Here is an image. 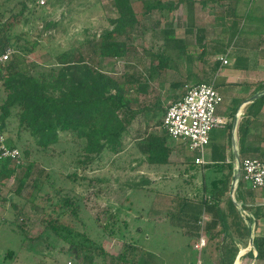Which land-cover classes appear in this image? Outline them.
I'll list each match as a JSON object with an SVG mask.
<instances>
[{
	"label": "trees",
	"instance_id": "obj_1",
	"mask_svg": "<svg viewBox=\"0 0 264 264\" xmlns=\"http://www.w3.org/2000/svg\"><path fill=\"white\" fill-rule=\"evenodd\" d=\"M36 1H22L20 12L7 20L0 15V52L8 48L14 50L11 61L6 65H0V97L2 96L0 98V136L8 129V120L12 117L16 119L18 137L26 133L32 139V144L43 152L56 147L62 142L63 136V143L76 145L78 156L75 163L81 172L85 173L95 163L101 162L103 157L108 156L114 159L124 153L125 138L129 135V128L139 116L152 111L162 114L164 118L168 107L162 103L161 97L156 101L158 104H154L153 107L143 103L141 97L149 95L150 80L154 78L158 67L155 66V61L159 60V67L170 66L171 58L166 55L170 40L169 37L164 39L166 47L162 52L149 53L153 62L149 66L148 79L127 72L120 75L105 72L101 65L102 60L127 59L133 50L127 45V41L132 39L139 28H145L143 22L138 19L131 0H112L117 18L109 21L111 29H105L99 36L93 35L86 43L80 44V49H71L56 57L57 63L47 71L33 74L28 68L27 57L35 52L39 42H31L27 39L26 32H16L15 29L23 20L27 21L25 13L31 12L28 3L35 6ZM177 2L142 0V19H149L155 12L166 11L172 14L183 1ZM190 3L194 2L189 1ZM55 26V22L47 24V28ZM234 29L235 27L231 29L233 36L236 34ZM87 44L91 47V52L85 56L82 49L87 47ZM75 54L77 57H74ZM220 64V61H213L212 76L217 74ZM261 89L264 90V85L260 87ZM263 106L264 96L248 106L247 116L240 124L241 160L256 157L264 161V150L248 144L251 119L259 116ZM163 118L162 125L160 121L152 125L151 131L146 130L143 141L137 145V150L145 157L143 162L149 165H171V155L178 150L176 146L170 145V140L173 139L163 127ZM160 127L162 133L158 135L156 130ZM179 142V146L186 149L187 144ZM21 143L20 138L15 142L11 138L6 139V145L10 148L19 149L18 144ZM30 158L31 152L26 146L21 152L19 162L12 159L0 160V186L11 179L21 167L26 171L33 170L34 163ZM184 163L188 165L186 172L212 171L215 177L208 185L203 186L199 203L183 199L176 211L170 210L166 213L167 219L180 221L173 226L190 240H197L201 234L207 241H214L222 236V241L217 247L222 254L221 264H241V257L237 261L236 259L239 253H244L250 246V227L255 225L257 229L259 222L264 223V206L249 201V198L254 197L253 188L245 191L247 184L240 181L236 201L242 205V210L237 209L228 196L234 166L231 162H227L225 156L214 157L212 163L199 165V167L195 166L198 164L188 157ZM33 173L34 178L28 185L31 191L29 194H32L34 190L42 191L45 184L54 186V183L50 182L51 177L48 176L45 167L35 165ZM45 175L46 180H44ZM71 177H78V175ZM81 177L85 180L83 175ZM145 185H150V181L143 180L134 187L144 189ZM56 195L59 197L56 204L61 209V214L68 213L77 218L79 203L72 191L58 189ZM46 197L48 201L53 200L49 194H46ZM223 203L226 208L221 207ZM12 207L16 211V219L9 224L13 232L20 237L21 243L24 245L28 240L44 241V237L28 238L24 226L17 224L19 219L24 221L22 219L24 208L15 203H12ZM245 212H249L251 216L247 217ZM204 215L211 217L207 223L203 222ZM42 222L47 232L63 242L75 236L72 228L62 224L58 218L50 216L49 219L43 218ZM163 222L164 220L160 221V223ZM124 226L128 227L127 224ZM105 229L108 228L105 227ZM113 229H110V235H114ZM76 236L81 239L75 244L76 250L83 255L85 264H105L108 257L112 264H159L157 255L145 250L138 242L134 244L129 242L123 234L118 237L122 247L117 256H110L101 245L91 240L85 233H79ZM255 250L258 252L256 257ZM15 255L14 251L9 250L3 259L12 260ZM246 256L252 260L255 259L256 262L264 263V237L254 235L253 249L248 251Z\"/></svg>",
	"mask_w": 264,
	"mask_h": 264
},
{
	"label": "rangeland",
	"instance_id": "obj_2",
	"mask_svg": "<svg viewBox=\"0 0 264 264\" xmlns=\"http://www.w3.org/2000/svg\"><path fill=\"white\" fill-rule=\"evenodd\" d=\"M22 1L28 0L0 1V15L4 17V20L20 12ZM40 1L37 0L35 6L28 3L31 12L25 13L27 21L23 20L15 29L16 32H26L27 39L31 42H39L35 52L27 57L28 68L33 74L47 71L57 63L56 57L71 49H78L80 44L86 43L93 35L99 36L105 29H111L109 21L117 18L112 0H49L45 1L44 5ZM131 1L138 19L143 22L145 28H139L132 39L127 41V45L133 48L127 59L102 60L101 65L103 70L111 75L127 72L146 78L145 75L149 76L147 65L150 61L153 62L149 53L165 50V44L161 43L166 37H169L170 41L177 38L178 34L174 25L180 26L184 17L180 14L174 16L175 13L170 14L164 11L155 12L149 19L143 20L142 0ZM174 1L177 2V0ZM40 5L43 8H40ZM50 22H55L56 26L47 28ZM185 23H188V20H185ZM189 34L187 35L193 38V31ZM211 34V41L220 39L219 31H213ZM191 40L194 41V38ZM82 51L87 56L91 52V47L88 45ZM74 57L77 55L75 54ZM144 61L147 62L144 64ZM212 64L209 65L211 66L210 75H212ZM200 68L202 65L197 64L196 71ZM143 69L146 71L142 73ZM152 82V88H157L156 78ZM217 82L220 81L217 80ZM152 92L151 98L141 97L142 102L149 107L158 104L156 102L158 91ZM162 99L165 107H169L171 104L169 97L162 95ZM162 118V114L152 111L139 116L130 126L131 137L126 145L132 137L140 143L144 132L146 130L150 132L152 125L159 121L161 123ZM7 128L2 136L7 140L11 138L13 142L20 138L22 143L18 144V148L21 152L26 146L29 148L30 160L34 166L31 171L19 168L11 179L0 186V264H85L83 255L76 250L75 245L81 241L76 236L79 233L87 234L110 256L119 254L122 242L118 240V237L123 234L129 242L133 244L138 242L145 250L157 255L159 264H221L222 254L217 247L222 241V236L214 241L208 240L207 247L198 252L193 247L196 240L183 236L180 230L173 226L180 221L166 217L168 211H176L183 199L199 203L203 186L208 185L215 177L211 172L203 173V171L193 170L186 172L188 169V165L184 163L186 157L195 161L199 154L190 151L188 147L184 149L179 146L178 140H171V145L178 149L172 157V161L179 164L177 167L166 166L156 172L143 163L145 157L140 152L128 146V150L126 149L127 151L118 157L110 159L105 156L101 162L95 163L82 173L75 163L78 156L76 145L63 143V136L61 143L43 152L32 144V139L26 133L18 137V127L14 117L8 120ZM159 129L161 127L158 131ZM35 165L45 167L48 176L51 177L50 182H53L54 186L45 184L42 191L34 190L32 194H29L31 191L28 185L34 178ZM195 166L199 167V165ZM75 174L78 177H71ZM82 175L85 180L81 179ZM143 180H149L153 184L145 185L144 189L134 187ZM58 189L70 190L76 197L79 203L77 218L68 213L61 214V209L56 204L59 201L56 195ZM250 189H252L251 184H247L245 191ZM46 194H49L53 200H46ZM3 198L5 200H2ZM255 198L263 201L264 190L255 189L254 197L249 198V201L256 202ZM12 203L24 208L22 216L24 221L19 219L17 224L24 226L28 238L44 237V241L28 240L24 245L21 243L20 237L13 232L9 224L16 219V211ZM221 207L226 208L225 203ZM246 213H248L247 217L251 216L249 212ZM50 216L58 218L62 224L71 227L75 236L63 242L47 232L42 219H49ZM207 218V215L202 217L204 223H207ZM162 220L164 222L160 223ZM125 224L128 225L127 228ZM112 228H114V235L109 234ZM254 235L264 237L262 221L258 223ZM249 248L250 246L245 249V253ZM9 250L14 251L16 255L14 259L5 261L3 257ZM241 255L242 253H240L241 264H264L254 262L246 254ZM105 264H112L110 257Z\"/></svg>",
	"mask_w": 264,
	"mask_h": 264
},
{
	"label": "crops",
	"instance_id": "obj_3",
	"mask_svg": "<svg viewBox=\"0 0 264 264\" xmlns=\"http://www.w3.org/2000/svg\"><path fill=\"white\" fill-rule=\"evenodd\" d=\"M177 1L183 2L173 12L174 16L180 14L185 19H182L180 26L174 25L178 36L169 41V49L166 52V55L171 58V63L168 68H165V66L159 67V60L155 61L154 64L158 67L154 74L155 77L150 80V92L146 97L151 98L152 91L157 90L156 101L159 97L162 101L163 95L169 97L172 104L184 96L187 85L213 84L223 97V103L217 108L216 117L224 120L226 125L214 129L210 134V143L205 149L204 159L206 163H212L214 157L225 156L227 162L235 166L236 148L240 152L239 127L247 116L248 106L252 104L245 103L254 95L264 92L263 89L260 90V87L264 85V0ZM189 1L194 3L189 4ZM185 20H188V23H185ZM234 27L235 36L231 31ZM190 31H193L194 41L191 40L192 37H189ZM213 31H219L220 39L210 40ZM163 41L161 44H165ZM222 57L227 58L228 65L222 64L220 61ZM215 60H219L221 64L217 74L212 76L209 65ZM145 62L147 61H144V64ZM150 64L151 61L147 67ZM197 64L202 65L198 71H196ZM143 71L146 70L143 69L142 73ZM145 76V79L149 78ZM155 78L158 86L152 88V81ZM159 131L156 130L158 135L162 133V129ZM129 137H131L130 128L129 135L125 138V151L128 150V146L137 150V145L143 141L144 137L140 143L132 137L126 145ZM248 144L264 150V106L259 116L251 119ZM176 152L171 155V165L168 167L179 165L176 161H172ZM147 165L156 172L166 167ZM209 172L214 174L212 171ZM150 184L153 183L150 181ZM255 201L253 203L256 205L264 206V200L260 201L255 198ZM207 216V220L211 219L209 215Z\"/></svg>",
	"mask_w": 264,
	"mask_h": 264
},
{
	"label": "built area",
	"instance_id": "obj_4",
	"mask_svg": "<svg viewBox=\"0 0 264 264\" xmlns=\"http://www.w3.org/2000/svg\"><path fill=\"white\" fill-rule=\"evenodd\" d=\"M46 0H41L42 5ZM40 5V6H42ZM14 54L12 48L0 52V65H6ZM223 65H228L226 57L220 58ZM223 103V97L213 84L201 83L187 85L185 94L170 104L163 118V127L173 140L186 143L190 151L198 153V165L206 164L205 149L210 143V134L226 122L216 117L217 108ZM19 149L6 145V138L0 136V160L12 159L19 162ZM235 172H239V182L251 184L253 189L264 190V161L255 157H247L235 163ZM208 245L206 237L201 234L194 243V250L201 252Z\"/></svg>",
	"mask_w": 264,
	"mask_h": 264
},
{
	"label": "water",
	"instance_id": "obj_5",
	"mask_svg": "<svg viewBox=\"0 0 264 264\" xmlns=\"http://www.w3.org/2000/svg\"><path fill=\"white\" fill-rule=\"evenodd\" d=\"M263 96H264V92H262L260 94H257V95H254L253 97L248 99L245 104L253 103L254 101L258 100L260 97H263ZM235 155H236V163L239 164L241 158H240V155H239V152H238L237 148H236V154ZM239 177H240L239 172H235V170H234L233 179H232V182H231V186H230L228 195H229L231 201L237 207V209L239 211H241L242 210V205L236 201V196H235L236 191H237V187H238V183H239ZM252 242H253V235H252V228L250 227V246H252ZM257 255H258V252H257V250H255L254 251V256L256 257ZM239 257H240V253H239L238 257H237V260L239 259ZM253 261L255 262V259Z\"/></svg>",
	"mask_w": 264,
	"mask_h": 264
},
{
	"label": "bare ground",
	"instance_id": "obj_6",
	"mask_svg": "<svg viewBox=\"0 0 264 264\" xmlns=\"http://www.w3.org/2000/svg\"><path fill=\"white\" fill-rule=\"evenodd\" d=\"M247 214H248V213L245 212V215H246V216H247ZM251 228H252V235H253V239H254V233H255L254 226H252ZM252 249H253V242H252V246H250V248H249L248 251H250V250H252ZM245 252H246V251H245ZM245 252L242 253V255H243V254H246ZM247 253H248V252H247ZM242 255H241V256H242Z\"/></svg>",
	"mask_w": 264,
	"mask_h": 264
}]
</instances>
